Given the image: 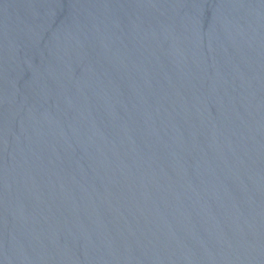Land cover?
<instances>
[{
	"label": "water",
	"instance_id": "water-1",
	"mask_svg": "<svg viewBox=\"0 0 264 264\" xmlns=\"http://www.w3.org/2000/svg\"><path fill=\"white\" fill-rule=\"evenodd\" d=\"M0 264H264V0H0Z\"/></svg>",
	"mask_w": 264,
	"mask_h": 264
}]
</instances>
